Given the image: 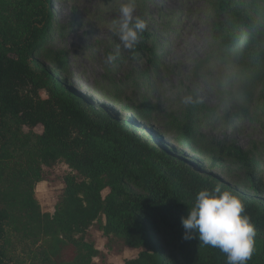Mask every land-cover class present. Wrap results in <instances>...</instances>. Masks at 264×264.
<instances>
[{
	"label": "trees",
	"instance_id": "1",
	"mask_svg": "<svg viewBox=\"0 0 264 264\" xmlns=\"http://www.w3.org/2000/svg\"><path fill=\"white\" fill-rule=\"evenodd\" d=\"M51 3L0 0V264H92L101 252L84 237L94 223L107 237L139 249L123 264H227L219 248L183 239L181 218L199 190L217 184L239 197L242 215L255 227L247 264H264V205L201 173L187 157L200 123L196 114L181 121L184 136L177 146L157 147L60 77L66 66L60 54L52 62L61 60L57 69L40 60L38 51L53 25ZM252 6L216 1L223 16L212 29L217 44L193 69L221 100L243 103L245 111L255 86L264 83V22ZM161 46L143 31L128 55L160 66ZM114 85L103 76L95 81L97 93L112 102L119 100ZM149 107L143 100L134 110L145 111L148 119ZM215 147L219 153L211 165L231 156L249 169L250 184L261 188L262 176L255 174L246 150L234 143ZM57 162L71 172L54 211L43 212L34 188L43 180L42 167ZM63 246L74 249L70 261L61 255Z\"/></svg>",
	"mask_w": 264,
	"mask_h": 264
},
{
	"label": "rangeland",
	"instance_id": "2",
	"mask_svg": "<svg viewBox=\"0 0 264 264\" xmlns=\"http://www.w3.org/2000/svg\"><path fill=\"white\" fill-rule=\"evenodd\" d=\"M216 1L133 0L134 15L146 22L144 31L162 45L159 53L162 60H158L161 65L156 66L146 58L129 57L113 31V21L125 0H52L53 25L38 55L48 68L57 69L55 66L61 60L55 65L52 62L60 54L66 63L59 70L60 77L94 106L130 123L141 138L157 147L177 146L184 136L179 127L181 121L196 114L200 123L187 154L191 164L206 176L215 177L264 205V83L255 86L253 99L245 111L243 103L221 100L209 84L193 75L194 67L217 44L212 29L223 16L215 9ZM243 1L260 10L264 22V0ZM108 54L114 60L105 64L104 57ZM102 76L115 82L118 101H109L97 93L95 81ZM143 82L145 87L141 86ZM187 95L193 96L197 103L184 104ZM143 100L151 104L150 111H146L148 119H144L145 111L134 110ZM35 131L40 133L41 126ZM217 142L234 143L247 151L255 174L262 176L260 189L250 184L246 174L249 169L231 156L211 165L212 155L219 153ZM70 172L63 162L42 167L43 180L35 185L34 195L43 212L54 211L64 177ZM84 238L101 252L92 264H123L139 251L127 247L121 239L107 237L97 223L89 227ZM46 240L52 243L51 238ZM61 255L64 261H70L73 247L63 246Z\"/></svg>",
	"mask_w": 264,
	"mask_h": 264
},
{
	"label": "clouds",
	"instance_id": "3",
	"mask_svg": "<svg viewBox=\"0 0 264 264\" xmlns=\"http://www.w3.org/2000/svg\"><path fill=\"white\" fill-rule=\"evenodd\" d=\"M133 0H125L119 8V16L113 21V31L123 47L129 51L136 48L146 28V22L134 15ZM114 56L108 54L104 63L110 64ZM184 104L197 101L187 95ZM244 205L238 196L217 184L213 189L199 190L193 206L181 218L183 239L198 238L199 243L219 248L225 254L227 264H247L254 252L256 230L250 218L242 215Z\"/></svg>",
	"mask_w": 264,
	"mask_h": 264
}]
</instances>
